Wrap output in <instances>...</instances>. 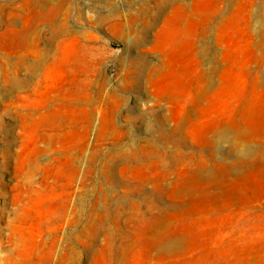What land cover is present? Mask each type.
Instances as JSON below:
<instances>
[{"label": "rangeland", "instance_id": "374dc122", "mask_svg": "<svg viewBox=\"0 0 264 264\" xmlns=\"http://www.w3.org/2000/svg\"><path fill=\"white\" fill-rule=\"evenodd\" d=\"M58 1L0 0V264H264V0H68L20 45Z\"/></svg>", "mask_w": 264, "mask_h": 264}, {"label": "bare ground", "instance_id": "6f19581e", "mask_svg": "<svg viewBox=\"0 0 264 264\" xmlns=\"http://www.w3.org/2000/svg\"><path fill=\"white\" fill-rule=\"evenodd\" d=\"M46 3V0H36V7L39 8V10H42V8H44ZM52 11H54L53 13H47L46 17H45V23H47L48 25H50L51 27V32L49 33L50 35L48 37H44V31L43 29L39 26L40 22L37 21L34 24H30V26H24L22 29L17 30L16 33V38L18 39V43L24 47H29V45L33 44L36 47L38 46L39 42L44 40V45L45 48H50L52 49V40L55 38V36L57 34H60L65 27V19L67 18V14H68V0H59L58 3L55 5L52 9H50ZM78 36V40L80 42V40L82 39L81 35H77ZM87 38V37H86ZM76 40V39H75ZM88 41V40H87ZM78 42V43H79ZM43 45V46H44ZM79 45V44H78ZM87 45V44H86ZM82 46V45H81ZM88 46V45H87ZM39 47V46H38ZM37 47V48H38ZM31 48V47H30ZM44 48V47H43ZM86 49V48H85ZM43 50V49H42ZM60 51V50H59ZM83 51V50H82ZM90 51V50H89ZM41 52V51H40ZM44 52V51H43ZM84 52V51H83ZM59 53V52H58ZM65 53V52H64ZM86 52H84L85 54ZM88 53V52H87ZM39 54V53H38ZM60 54V53H59ZM42 55V53H41ZM62 55V54H60ZM58 55V56H60ZM41 57V56H40ZM58 58V57H57ZM57 58L55 60H57ZM70 59H72L70 57ZM69 59V60H70ZM58 61V60H57ZM68 62V61H67ZM65 63V62H63ZM68 64V63H66ZM75 64V63H74ZM62 65V64H59ZM64 65V64H63ZM72 65V64H71ZM64 67V66H63ZM61 67V68H63ZM72 68V67H71ZM65 70V69H64ZM69 70H71L69 68ZM67 71V70H66ZM75 71V70H74ZM69 73V72H68ZM72 73V72H71ZM70 75V74H69ZM65 76V75H64ZM66 77V76H65ZM92 117V116H91ZM92 119V118H91ZM90 122V119H89Z\"/></svg>", "mask_w": 264, "mask_h": 264}]
</instances>
